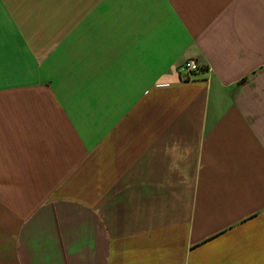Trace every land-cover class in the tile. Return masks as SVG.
Returning a JSON list of instances; mask_svg holds the SVG:
<instances>
[{
	"label": "crops",
	"instance_id": "1",
	"mask_svg": "<svg viewBox=\"0 0 264 264\" xmlns=\"http://www.w3.org/2000/svg\"><path fill=\"white\" fill-rule=\"evenodd\" d=\"M0 264H264V0H0Z\"/></svg>",
	"mask_w": 264,
	"mask_h": 264
},
{
	"label": "built area",
	"instance_id": "2",
	"mask_svg": "<svg viewBox=\"0 0 264 264\" xmlns=\"http://www.w3.org/2000/svg\"><path fill=\"white\" fill-rule=\"evenodd\" d=\"M200 69L199 63L195 59H187L181 65V72L184 74V78L187 79L190 75Z\"/></svg>",
	"mask_w": 264,
	"mask_h": 264
}]
</instances>
